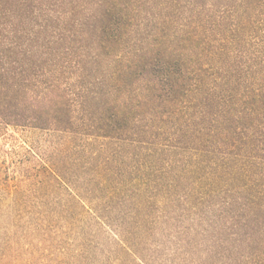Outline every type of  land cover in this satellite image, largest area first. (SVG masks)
Listing matches in <instances>:
<instances>
[{
    "label": "trees",
    "instance_id": "obj_1",
    "mask_svg": "<svg viewBox=\"0 0 264 264\" xmlns=\"http://www.w3.org/2000/svg\"><path fill=\"white\" fill-rule=\"evenodd\" d=\"M9 130L0 264H264V0H0Z\"/></svg>",
    "mask_w": 264,
    "mask_h": 264
},
{
    "label": "rangeland",
    "instance_id": "obj_2",
    "mask_svg": "<svg viewBox=\"0 0 264 264\" xmlns=\"http://www.w3.org/2000/svg\"><path fill=\"white\" fill-rule=\"evenodd\" d=\"M41 138L43 139L40 133H34L32 131L25 130H9L5 138L1 139L0 142L3 145H6L10 144L12 140L16 141V145H21L26 148L27 144H29L31 140H40ZM58 158L61 161L63 168L65 167L70 169L67 181V187L70 189V193L79 200H91L95 198V195L92 193L94 190V183L90 176H88V174L83 171L85 170V167H83V162H75L76 157L71 153H66L62 157L59 156ZM45 199H56L63 201L68 199V196H66V194L63 192L56 191L55 194L46 197ZM17 258L8 264H27V261L24 257Z\"/></svg>",
    "mask_w": 264,
    "mask_h": 264
}]
</instances>
